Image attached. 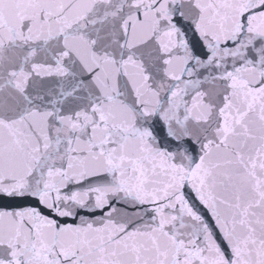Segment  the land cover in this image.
<instances>
[{"label":"snow or ice","instance_id":"snow-or-ice-1","mask_svg":"<svg viewBox=\"0 0 264 264\" xmlns=\"http://www.w3.org/2000/svg\"><path fill=\"white\" fill-rule=\"evenodd\" d=\"M0 264H264V0H0Z\"/></svg>","mask_w":264,"mask_h":264}]
</instances>
